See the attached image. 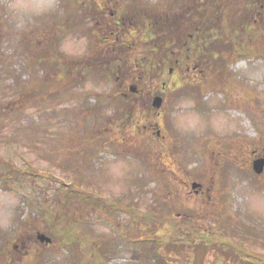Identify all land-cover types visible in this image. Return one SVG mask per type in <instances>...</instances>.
I'll use <instances>...</instances> for the list:
<instances>
[{"label": "rangeland", "instance_id": "rangeland-1", "mask_svg": "<svg viewBox=\"0 0 264 264\" xmlns=\"http://www.w3.org/2000/svg\"><path fill=\"white\" fill-rule=\"evenodd\" d=\"M182 1L0 0V264H264V25L138 80Z\"/></svg>", "mask_w": 264, "mask_h": 264}, {"label": "trees", "instance_id": "trees-1", "mask_svg": "<svg viewBox=\"0 0 264 264\" xmlns=\"http://www.w3.org/2000/svg\"><path fill=\"white\" fill-rule=\"evenodd\" d=\"M224 2L223 0L182 1V3L186 4H181L180 10L176 13L166 16L162 24L159 26L153 23L149 24L150 27L144 35V39L147 41L146 45H148V50L155 51L154 49H156V51L161 52L159 57L157 56V59L162 64L151 63L150 61L148 62V66H146L147 64L140 66V68L143 67V72L138 77V80H142L141 78L146 79L148 77V69H153V67L155 70L158 69L154 73L162 74L173 67L170 66L171 64L174 63L176 65L173 60H170L167 51H169L171 47L174 48L172 49L173 51L178 50V52L182 51L184 48L186 49L187 44L185 43L189 42L190 34H194L198 42L209 44L207 46L213 47V45L225 44L226 40L235 41L241 39L242 41V35L245 30L251 31L255 25L261 23L264 25V0H233L230 3ZM188 3L190 4L187 5ZM255 13L260 16L259 22L254 17ZM206 26L212 27L214 31H212L211 28L209 33L208 31L204 32ZM158 27H160V30ZM174 30H176V32L171 36ZM256 31L252 30V34ZM195 34L198 35V37H196ZM200 38L202 40H199ZM119 41L114 42L119 44ZM178 41L183 42L185 46L183 44V47H181L182 45H178ZM162 53H164L163 57H161ZM142 61L144 64L145 61ZM177 64H179V62H177ZM171 70H173V68H171ZM151 72H153V70ZM59 190L60 191H58L54 197L52 196V200H50V207H52V209H45V215L40 216L42 221H45L47 217L51 221H56L64 225L67 223L68 225L67 219H65L67 215L65 212L68 211V205L76 204L80 207L98 206L99 202L97 198L92 200L89 193L81 190L77 186L71 185L66 189L60 187ZM71 219L72 218H70V221ZM75 226L77 227L76 222ZM75 226H71L72 229ZM75 230L74 233L78 231V236H82L79 229ZM73 236H76V234Z\"/></svg>", "mask_w": 264, "mask_h": 264}, {"label": "water", "instance_id": "water-1", "mask_svg": "<svg viewBox=\"0 0 264 264\" xmlns=\"http://www.w3.org/2000/svg\"><path fill=\"white\" fill-rule=\"evenodd\" d=\"M130 91L131 92H135V88L133 86H130ZM162 104V98L159 97V96H156L153 98V107L154 108H159ZM252 168H253V171L256 173V174H260L263 172L264 170V159H257V160H254L253 163H252ZM199 187V184L197 183H193L192 184V189H195ZM37 239L41 242V243H50V238H48L47 236H45L44 234H38L37 235Z\"/></svg>", "mask_w": 264, "mask_h": 264}]
</instances>
